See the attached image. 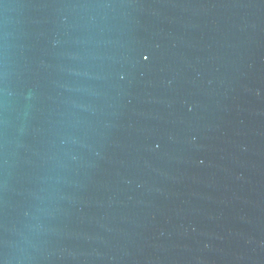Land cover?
I'll use <instances>...</instances> for the list:
<instances>
[{
  "label": "water",
  "instance_id": "water-1",
  "mask_svg": "<svg viewBox=\"0 0 264 264\" xmlns=\"http://www.w3.org/2000/svg\"><path fill=\"white\" fill-rule=\"evenodd\" d=\"M0 264H264V0H0Z\"/></svg>",
  "mask_w": 264,
  "mask_h": 264
}]
</instances>
